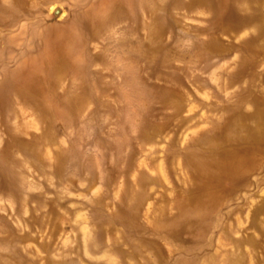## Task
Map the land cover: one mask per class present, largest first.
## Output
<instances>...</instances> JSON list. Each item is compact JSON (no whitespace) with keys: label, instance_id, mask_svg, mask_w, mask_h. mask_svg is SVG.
<instances>
[{"label":"rangeland","instance_id":"obj_1","mask_svg":"<svg viewBox=\"0 0 264 264\" xmlns=\"http://www.w3.org/2000/svg\"><path fill=\"white\" fill-rule=\"evenodd\" d=\"M0 264H264V0H0Z\"/></svg>","mask_w":264,"mask_h":264},{"label":"bare ground","instance_id":"obj_2","mask_svg":"<svg viewBox=\"0 0 264 264\" xmlns=\"http://www.w3.org/2000/svg\"><path fill=\"white\" fill-rule=\"evenodd\" d=\"M258 16H259V12L256 9L255 17H258ZM235 161H239V159L236 157ZM223 169H224V171L232 172V171H237L239 169V167L237 165H234L233 163H230V164H227V165L223 166Z\"/></svg>","mask_w":264,"mask_h":264}]
</instances>
